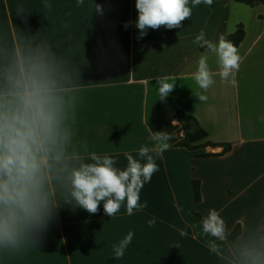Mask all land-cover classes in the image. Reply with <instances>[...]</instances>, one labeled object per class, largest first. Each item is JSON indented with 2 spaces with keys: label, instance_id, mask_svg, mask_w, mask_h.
I'll return each mask as SVG.
<instances>
[{
  "label": "crops",
  "instance_id": "1",
  "mask_svg": "<svg viewBox=\"0 0 264 264\" xmlns=\"http://www.w3.org/2000/svg\"><path fill=\"white\" fill-rule=\"evenodd\" d=\"M242 5L250 10L264 6L234 0L193 6L189 0L191 17L180 27L161 26L141 36L135 26V0H83L82 4L78 0H0V84L5 70L22 57L45 59L65 85L71 150L85 162H92L90 154L95 152L114 158V167L120 170L127 167L125 154L147 163L139 149L155 147L148 128L157 131L151 110L159 100L158 77L176 78L168 96L196 118L207 131V140L231 144L225 153L220 146L190 151L171 145L162 159L154 157L159 170L139 194L140 203L146 201L147 207L134 209L131 216L126 200L109 217L103 202L96 214H89L65 203L64 192L58 191L59 207L37 242L18 251H0V264H249L250 251L264 252V125L257 124L264 105L261 112L241 97L238 72L235 84L222 83L217 56L193 43L204 32L207 40L218 45L221 36L242 23L244 37L237 48L245 61L264 34V26L250 34L243 20L234 16ZM260 14L254 17L264 23ZM202 54H207L215 80L207 92L194 79ZM201 94L208 97L206 102L198 100ZM243 116L247 117L244 122ZM192 180L199 181L196 202ZM212 209L227 230L240 225L234 242L203 233L194 213L206 217ZM153 218L155 224L150 227L148 221ZM129 232L134 234L132 241L116 259L113 246ZM209 241L217 243V252L211 251Z\"/></svg>",
  "mask_w": 264,
  "mask_h": 264
},
{
  "label": "clouds",
  "instance_id": "2",
  "mask_svg": "<svg viewBox=\"0 0 264 264\" xmlns=\"http://www.w3.org/2000/svg\"><path fill=\"white\" fill-rule=\"evenodd\" d=\"M78 2L82 4L83 0ZM188 3L189 0H135L138 12L135 26L141 36L148 29L180 27L182 21L191 17ZM201 3L211 6L213 0H192L193 6ZM45 7L50 9L51 5ZM95 7L101 11L99 5ZM128 26L126 23L125 28ZM193 43L217 56L222 83L235 84V74L243 58L232 41L221 36L217 45L201 32ZM207 59V54L201 55L194 73L195 82L204 92L215 83ZM169 79L173 82L169 83ZM175 80L157 78L160 100H165L174 90ZM64 91L58 72L39 56L22 57L4 72L0 84V251H18L29 242H37L59 207L58 191L64 192L61 198L65 203L89 214H96L101 202L109 217L120 210L125 200L129 216L134 209L147 207L146 201L140 203L139 194L159 170L155 158H163V153L171 147L173 134L148 128L156 143L155 147L139 149V155L147 160L145 164L125 154L127 167L120 170L114 167V158L95 152L90 154L92 162H85L83 156L71 150L73 132L67 123ZM197 98L201 102L208 99L203 94ZM257 118L264 123V115ZM154 224L155 218L148 221L150 227ZM202 229L218 241L226 239L225 221L215 209L203 218ZM133 235L129 232L119 245L113 246L116 259L124 255ZM181 235L187 233L181 231ZM209 247L213 252L218 251L215 241H209ZM248 261L264 264V252L250 251Z\"/></svg>",
  "mask_w": 264,
  "mask_h": 264
},
{
  "label": "trees",
  "instance_id": "3",
  "mask_svg": "<svg viewBox=\"0 0 264 264\" xmlns=\"http://www.w3.org/2000/svg\"><path fill=\"white\" fill-rule=\"evenodd\" d=\"M235 2L243 3L246 5H253L263 3L264 0H234ZM244 37V29L243 24L238 23L236 29L225 35L224 38L232 41L237 47ZM199 49L202 51L207 50L206 48L200 47ZM151 121L154 128L157 131H168L173 134V139L170 141V144L175 147H183L187 150L193 151L199 148H203L205 146H220L222 147V153L227 152L231 148V144L227 142L214 143L207 140V131L202 128L196 118L187 112L183 111L179 107L175 105L171 97H167L165 100H158L153 106L151 110ZM173 121L180 122L181 126L173 124ZM190 126L192 128H190ZM180 128H184V136L179 137L178 132ZM203 141V142H201ZM203 156H207L209 154L203 153ZM192 193L193 200H200V189H199V181L192 180ZM194 215L197 217L199 221L202 222L203 216L198 212H195ZM241 227L240 225H236L234 229L227 230L226 239L234 242L236 237L240 234Z\"/></svg>",
  "mask_w": 264,
  "mask_h": 264
},
{
  "label": "rangeland",
  "instance_id": "4",
  "mask_svg": "<svg viewBox=\"0 0 264 264\" xmlns=\"http://www.w3.org/2000/svg\"><path fill=\"white\" fill-rule=\"evenodd\" d=\"M264 5L263 3H259ZM239 8L234 12L235 18L243 20L246 29L250 34H253L258 29L264 26L263 22H259L255 19L254 14L258 11L260 15H264V6L256 7V10H250L246 6H238ZM263 17V16H262ZM257 46L253 53L250 54L245 61L240 65L238 76H239V91L241 97H247L249 102L254 103L255 107L263 112L262 105H264V34L257 41ZM241 54V50L239 51ZM261 59V60H260ZM262 61V64L260 63ZM244 110H242L243 112ZM247 117H242L243 122ZM180 123V122H179ZM257 124L264 125L259 120ZM181 126V124L179 125ZM190 128H192L190 126ZM184 130V128H183ZM180 128L178 132L179 137H183V131ZM200 149V148H199ZM201 151V150H200Z\"/></svg>",
  "mask_w": 264,
  "mask_h": 264
}]
</instances>
